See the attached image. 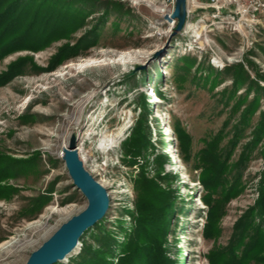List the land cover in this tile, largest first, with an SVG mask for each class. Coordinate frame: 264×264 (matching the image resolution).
Wrapping results in <instances>:
<instances>
[{
	"label": "rangeland",
	"instance_id": "374dc122",
	"mask_svg": "<svg viewBox=\"0 0 264 264\" xmlns=\"http://www.w3.org/2000/svg\"><path fill=\"white\" fill-rule=\"evenodd\" d=\"M37 9L49 36L0 59V264L85 206L72 135L109 208L54 264H116L132 240L167 264H264V13L238 26L191 6L172 34L165 0H33L23 26Z\"/></svg>",
	"mask_w": 264,
	"mask_h": 264
},
{
	"label": "water",
	"instance_id": "95a60500",
	"mask_svg": "<svg viewBox=\"0 0 264 264\" xmlns=\"http://www.w3.org/2000/svg\"><path fill=\"white\" fill-rule=\"evenodd\" d=\"M186 0H175L170 19H176L172 34L181 31L186 20ZM71 136L61 159L75 186L85 198V206L69 216L28 256L24 264H54L63 261L78 245L83 233L103 218L109 208L106 189L84 169Z\"/></svg>",
	"mask_w": 264,
	"mask_h": 264
},
{
	"label": "trees",
	"instance_id": "16d2710c",
	"mask_svg": "<svg viewBox=\"0 0 264 264\" xmlns=\"http://www.w3.org/2000/svg\"><path fill=\"white\" fill-rule=\"evenodd\" d=\"M32 1L33 0H0V59L6 53L13 50L25 48L37 49V45L34 44L40 43H37L34 40L28 42L31 39L30 37H32L33 35H38V37H40L41 39L49 36V31H47V28L45 26L39 29L37 27L34 31L32 29L36 27V24H41V21H44V19H42L44 13L40 14L39 9H37V11L32 14L33 17L31 21L24 24L23 26V21L28 15V7L30 5L32 6ZM51 33L53 34V30L50 31V34ZM68 48V46H63L61 48L63 52L59 51L57 56H59L60 53L69 51ZM19 62L20 60L10 65L9 73L18 68ZM2 79H4V77L3 75H0V82H2ZM261 215L264 218V213H262ZM145 220L146 218L141 217L140 221H138V224ZM257 229L258 239L263 244L264 242L261 240L263 235H260V232L262 231L261 227L258 226ZM88 230L89 228L83 233L81 238L86 234ZM259 240H257V245ZM253 248L254 246H252L249 251H252ZM259 249L256 253H261L264 250V246L260 247ZM97 252L98 251L94 250L92 255L90 254L86 256L85 250L80 257V260L76 264H101L102 261L104 262L103 264H110L109 262L105 263L103 258L101 259L99 255H97ZM163 258H165V256L163 257L162 249L158 242L151 246H147V244L144 242L132 240L129 244L123 246L122 255L119 257L116 264H167L166 261L163 260ZM246 259L247 256L244 255L243 261H245Z\"/></svg>",
	"mask_w": 264,
	"mask_h": 264
},
{
	"label": "built area",
	"instance_id": "2783aa9c",
	"mask_svg": "<svg viewBox=\"0 0 264 264\" xmlns=\"http://www.w3.org/2000/svg\"><path fill=\"white\" fill-rule=\"evenodd\" d=\"M174 3L175 0H165L169 14L173 10ZM186 3V18L190 12L189 7L194 6L197 9L211 10L212 16L226 15L232 19L236 18L238 26L246 22L251 23L264 13V0H186ZM174 20H171L170 26Z\"/></svg>",
	"mask_w": 264,
	"mask_h": 264
},
{
	"label": "bare ground",
	"instance_id": "6f19581e",
	"mask_svg": "<svg viewBox=\"0 0 264 264\" xmlns=\"http://www.w3.org/2000/svg\"><path fill=\"white\" fill-rule=\"evenodd\" d=\"M165 15L167 16V21H168V23H169V25L171 24V20L172 19H170V14L167 12V13H165ZM91 98H92V95L90 94V95H88V96H86V98H85V101H90L91 100ZM154 101H155V99H154ZM76 119V118H75ZM78 120H79V116H78V118H77V122H78ZM166 132H169L170 131V129L169 130H165ZM67 147V145L66 146H64V148H66ZM63 148V149H64ZM76 151H77V154H78V151H79V154H80V158L81 159H83V160H85V159H88V157H89V154H85V156L83 155L84 153H83V151H82V148L79 146L78 148H77V146H76ZM79 154H78V156H79ZM79 158V159H80ZM80 159V160H81ZM15 242V241H14Z\"/></svg>",
	"mask_w": 264,
	"mask_h": 264
}]
</instances>
